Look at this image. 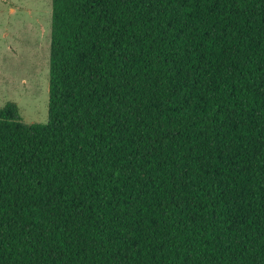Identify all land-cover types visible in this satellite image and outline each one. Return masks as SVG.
<instances>
[{
	"label": "trees",
	"instance_id": "1",
	"mask_svg": "<svg viewBox=\"0 0 264 264\" xmlns=\"http://www.w3.org/2000/svg\"><path fill=\"white\" fill-rule=\"evenodd\" d=\"M0 264H264V0H52L49 119L0 108Z\"/></svg>",
	"mask_w": 264,
	"mask_h": 264
},
{
	"label": "rangeland",
	"instance_id": "2",
	"mask_svg": "<svg viewBox=\"0 0 264 264\" xmlns=\"http://www.w3.org/2000/svg\"><path fill=\"white\" fill-rule=\"evenodd\" d=\"M52 0H0V108L27 123L49 119Z\"/></svg>",
	"mask_w": 264,
	"mask_h": 264
}]
</instances>
